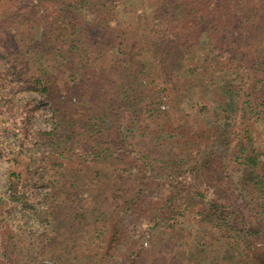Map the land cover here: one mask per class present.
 <instances>
[{"label": "trees", "instance_id": "16d2710c", "mask_svg": "<svg viewBox=\"0 0 264 264\" xmlns=\"http://www.w3.org/2000/svg\"><path fill=\"white\" fill-rule=\"evenodd\" d=\"M51 1L58 3L60 11L54 14V22L50 25L49 34L41 31L38 35L35 31L34 8L29 13L13 12L0 15V32L5 35L3 38L13 36L14 33L9 34L7 30L16 29V26L24 31L20 38L25 43V47L10 46L4 49L6 54L10 55L9 67L17 76V80L26 84L32 92L40 96L45 94L52 100L61 90V80L66 70L70 69L71 79L80 73L78 81L69 87L70 94L75 95L77 102L70 109L54 106L52 123L47 129L30 130L28 115L23 116L19 120V126L15 127L19 131L16 134L20 141L7 151L11 159L13 157L16 159L21 153L26 156L28 145L33 141L46 146V151L42 155L30 151V155L23 163L27 173L25 178H22L20 170H10L5 190L7 196L0 199L1 206L4 205L5 208L6 205L8 206L9 218L17 221L14 208L31 199L32 188L28 183L32 179L33 168L42 166L46 159L60 167L59 158H64L69 153H76L77 150L84 151L80 156L83 158L90 155L92 164L79 163L73 175L74 179L72 177L68 184L57 177L46 181L47 185H55L58 189L57 193L48 199V204H53L57 212L66 206L77 204L76 208H73L75 215L70 220L80 216L83 221L76 223H84V227L90 229L83 242L65 238L69 236L67 230L72 229V225L64 227L61 232H56V238L53 237L51 240L52 248L57 253L54 264H94L91 263L94 259L91 245L95 243L96 237L99 238L104 234L105 230L102 229L106 226H102V220L105 221L109 214V217H112L115 212L120 213L128 204L132 207L135 191H144L143 187L146 188L149 180L168 184L166 194L159 198L161 208L153 206L152 209L155 210L148 216L149 233L155 241L161 246L169 243V233L160 228L161 224L172 228L188 213L194 212L201 214L213 227L223 230L225 237L236 245V248L232 247L228 254L225 253L226 255L221 257V262L216 264H240L237 255L240 254L238 245L241 239L254 238L264 244V160L261 158L262 152L255 148L251 130L248 128L251 116L243 111L242 119L237 122L238 116L235 115L234 109H231V113L224 117L222 124H216L211 133L205 132L208 137L211 134L209 142L198 150L202 153L201 157L211 158V185L215 187L217 195L207 198L197 189L192 190L178 177H181L179 166L191 165V162L198 160H195L190 143L194 130L189 127L187 131L178 135L177 140L172 133L173 128L169 126L156 125L150 129L151 126L145 124L138 128L137 134L135 120L128 122L129 115L132 117L145 115L155 122L165 111L158 106L159 99L153 100L154 103L143 104L140 102L143 98H137L138 93L144 94L143 89L148 85H143L138 80L136 67L126 68V64H123L132 62L139 53L134 43L126 40L127 35L125 36L124 32H116L111 26L110 16L113 13L109 14L107 9L105 10L106 4L110 1L39 0L42 3ZM153 1L152 13L160 19L178 20L177 17L175 18V13L187 15L195 11L196 0ZM213 1L217 2V0ZM235 1L227 0L226 8L238 23L237 29L239 28L247 39L256 40L248 44L254 46L253 53L258 54L254 64L258 65V69L262 66L264 71V0H240L236 3ZM73 2L82 12L70 9ZM86 13L91 15L90 18ZM171 29L172 26L169 31ZM54 31L55 34H52ZM163 31L167 30L163 29ZM59 35L69 41V48L63 57L65 62L60 60V54L52 44H56ZM162 37H164L162 49L166 51L160 52L161 61L171 68H176L188 54V44L176 42L171 45L169 38L164 35ZM103 40L107 49L99 47V43ZM33 44L49 50L36 49ZM113 48L117 58H120V54L125 57L118 59L123 66L125 79L118 80L111 76L116 68V60L109 62L106 56ZM45 55L51 60L45 62ZM24 56H27V59ZM30 60V65H26ZM37 63L38 66L32 68V65L36 66ZM104 63L107 64L101 67ZM81 69H84L83 72H80ZM130 96H133V100H130ZM157 98L158 96L155 97ZM67 99L69 100L70 97L63 99V104H67ZM249 106L254 112L256 107L264 108V91L262 96L253 97ZM121 111L123 115L122 119H119L117 115ZM124 119L126 122L122 125ZM233 125H236L238 131L233 129ZM14 126L15 121L13 128ZM179 141L181 147L178 151H172L174 142L178 144ZM104 164L106 168H112L111 172L120 182V185H115L111 192H108L107 187L112 182L101 175L107 173L103 169ZM79 172L82 174L77 175ZM125 179L130 180L132 188L129 184V187H124L122 194L115 193ZM233 191L243 194V198L246 196L247 200L250 198V201L259 208L262 218L259 217L255 222L246 220L243 212L231 199ZM116 196L122 197V204L107 208L112 205L108 199L113 200ZM35 207L40 209L38 204H35ZM99 247L97 244L98 249ZM143 254L144 249L132 248L126 256H121L118 261L116 259V263L113 264H146L147 262H143L140 258ZM194 255V252H189L190 257ZM162 257L167 259L166 256ZM106 263L111 264L109 261ZM251 264H264V260Z\"/></svg>", "mask_w": 264, "mask_h": 264}, {"label": "rangeland", "instance_id": "374dc122", "mask_svg": "<svg viewBox=\"0 0 264 264\" xmlns=\"http://www.w3.org/2000/svg\"><path fill=\"white\" fill-rule=\"evenodd\" d=\"M109 1L111 3L106 4L105 10L107 9L109 14L113 13L112 16L108 14L111 26L116 32H124V35H127L126 40L134 43L139 53L132 62L123 63L126 64V68L136 67L138 80L143 85H148L143 89L144 94L138 93L137 98L142 97L143 100L140 102L143 104L144 102L154 103L153 100L159 99L158 106L165 111L155 122L145 115L137 117L129 115L128 122L135 120L137 134L138 128L145 124L151 126L150 129L156 125L169 126L173 128L172 133L177 140L178 135L191 127L194 133L190 138V143H192L195 160H198L191 162V165L179 166L181 177L178 178L187 187L192 190L197 189L207 198L215 197L217 194L215 187L211 185L210 178L211 158L201 157L202 153L198 149L209 142L211 134L208 137L206 133L213 130L216 124H222L224 117L231 113V109H234L235 115L238 116L237 122L242 119L243 111L251 116L248 128L251 130L255 148L262 152L261 158L264 160V108L256 107L254 112L249 106L252 98L262 96L264 91V71L262 66L258 69V65L254 64L258 54H254V46L248 44L256 40L247 39L241 30L237 29L238 23L226 8L227 0H217V2L196 0L195 11L192 13L187 15L175 13V18L177 17L178 20H165L154 16L152 13L153 0ZM215 3L218 5L216 6ZM33 8L35 9L33 17L36 24H33L36 27L35 31L38 35L41 31L49 34L50 25L54 22V14L60 11L58 10L60 6L56 1L50 3H42L39 0L0 1V15L13 12L29 13ZM70 9L82 12L75 2L72 3ZM86 16L90 18L91 15L86 13ZM171 26L172 29L169 31ZM163 29L167 31L164 32ZM7 32L14 34L3 38L5 35L0 32V199L7 196L5 190L10 170H20L22 178H25L27 173L23 163L30 155V151L38 155L46 151V146L33 141L28 145L26 156L21 153L16 156V159L14 157L11 159L7 151L20 141L16 134L19 131L15 128L19 126V120L28 115L30 130L47 129L52 123L54 106L70 109L77 102L75 95L70 94L69 87L78 81V77L80 78L79 73L71 79L70 69L66 70L64 77L60 79L61 90L52 100L45 94L40 96L32 92L26 84L17 80V76L9 67L10 55L6 54L4 49L10 46L25 47V43L21 41L24 31L16 26V29L11 28ZM163 35L169 38L171 45L176 42L188 44V54L176 68H171L161 61L160 52L166 51L162 49ZM59 37L55 41L56 44H52L53 48L58 50L60 60L65 62L63 57L69 48V41L62 35ZM3 41L6 42L3 43ZM99 47L107 49L106 42L104 40L100 42ZM34 48L49 50L35 45ZM114 52L113 48L107 52L106 56L109 62L116 60V68L111 76L118 80L125 79L123 66L118 61L125 57L120 54V58H117ZM24 58L27 59V56ZM49 60H51L50 57L45 55L44 61ZM30 63L31 60L27 61L26 65ZM38 64L32 65V68L37 67ZM105 64L107 63L101 64V67ZM67 67L70 68L69 65ZM83 70L81 69L80 72ZM67 96L70 99H67V104H63L62 100ZM156 96H158L157 99H155ZM130 100H133V96H130ZM122 115L121 111L117 117L122 119ZM13 121H15L14 128ZM125 122L124 119L122 125H125ZM233 129L238 131L236 125H233ZM145 137H147L146 134ZM176 144L177 142H174L172 151H178L181 147L180 141ZM83 152L77 150L76 153H69L64 158H59L60 167L45 158L42 166L38 165L37 168L32 169V179L28 183L32 188L31 199L29 202L17 205L16 209L14 208L17 221L9 218L7 205L6 208L0 205V264H54L57 253L52 248L51 240L53 237L56 238V232H61L68 225L73 227L67 230L69 236L65 238L70 241L78 239L80 242L86 240L90 229L84 227V223H76L77 221L82 222L83 219L77 216L70 220L75 215L73 208H76L77 204L66 206L57 212L53 204H48V199L55 195L58 189L55 185L46 184L47 179L54 177L68 184L72 177L74 179L73 175L79 163L86 162L91 165L90 155L83 158L80 156ZM103 169L107 173L101 175L112 182L107 187L108 192H111L115 185H120V182L111 172V167L106 168L104 164ZM79 174L82 173H77ZM129 184L130 180L125 179L115 193L122 194L124 187H129ZM143 188L142 192L135 191L132 207L128 204L120 213L115 212L112 217H109V214L105 221L102 220V226L106 227L102 229L105 231L99 238L104 239L100 240L96 237L95 243L91 245L94 258L91 263L108 264L106 262L109 261L113 264L116 259L118 261L121 256H126L132 248H142L144 254L140 258L143 262H147L146 264H172L173 261L174 264H216V262H221V257L225 253L228 254L232 247L236 248L233 241L225 237L223 230L213 227L209 221L203 219L201 214L194 212L188 213L172 228L166 224L160 225L161 229L169 233V243L161 246L149 233L148 216L155 210L152 209L153 206L161 208L159 198L166 194L168 184L149 180L146 188ZM245 197L243 198V194L235 191L231 195L232 201L243 212L246 220L255 222L259 217L262 218L259 208L253 201H250V198L247 200ZM122 201V197L119 196L113 200L108 199L112 205L107 208L122 204ZM35 204H38L40 209H36ZM97 244L100 246L99 249ZM239 245L240 254L237 255V260L240 264L243 262V264H251L264 260V244L254 238H246L241 239ZM157 246L161 248H156ZM189 252H194L195 255L190 257ZM162 256H166L167 259Z\"/></svg>", "mask_w": 264, "mask_h": 264}]
</instances>
